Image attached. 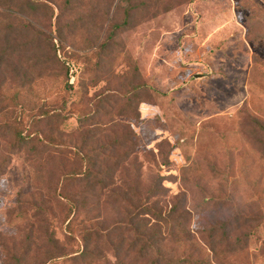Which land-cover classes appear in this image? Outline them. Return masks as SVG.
Masks as SVG:
<instances>
[{"label":"rangeland","instance_id":"1","mask_svg":"<svg viewBox=\"0 0 264 264\" xmlns=\"http://www.w3.org/2000/svg\"><path fill=\"white\" fill-rule=\"evenodd\" d=\"M0 264H264V0H0Z\"/></svg>","mask_w":264,"mask_h":264},{"label":"trees","instance_id":"2","mask_svg":"<svg viewBox=\"0 0 264 264\" xmlns=\"http://www.w3.org/2000/svg\"><path fill=\"white\" fill-rule=\"evenodd\" d=\"M49 113H52V112H49ZM52 115L53 114H51V116ZM32 139L33 138L30 137L29 134H22L21 132H19L17 134L16 144L21 147L22 145L28 143ZM53 141L56 142L55 139H54V137L52 136V137H50L48 139L47 142H53ZM58 143H60V142H58ZM78 153L80 154L79 156L81 157V159L84 160V161H86V162L88 160L91 161V159H93L92 156H89L87 154H83L81 151H78ZM91 162H93V161H91ZM87 169L88 168H85V170H87ZM89 172H90V170L88 169L86 172L83 173V175L84 174H87L88 176H92V177L95 176V174H92L91 175V174H89ZM62 196L66 197V199L70 202V207H71L70 209H72L73 211H77V208H79V205H80L77 202V200L75 198H73V196L70 195V194H68V195H62ZM155 216L158 219H162L164 217L161 214V212H158L157 214H155ZM70 222H71V219H69L68 222H67V225L68 226H70V224H71ZM91 230H92L91 228H86V229L83 230V232H82L83 249L80 252L76 253V254H80V255H85L86 254L87 255L89 252L91 253V250L89 249V239H90V232H91ZM146 247H149V243L144 244L142 248L145 249Z\"/></svg>","mask_w":264,"mask_h":264}]
</instances>
